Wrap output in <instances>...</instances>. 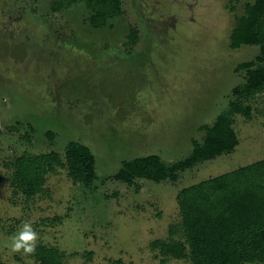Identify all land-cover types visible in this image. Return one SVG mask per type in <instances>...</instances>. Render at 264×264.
<instances>
[{"label":"rangeland","instance_id":"rangeland-1","mask_svg":"<svg viewBox=\"0 0 264 264\" xmlns=\"http://www.w3.org/2000/svg\"><path fill=\"white\" fill-rule=\"evenodd\" d=\"M54 1L0 0V264H37L10 250L23 222L66 264L188 263L163 262L151 244L186 241L183 189L264 160V92L247 101L250 119L234 116L233 153L177 181L132 186L115 176L137 158L183 161L204 141L203 127L246 80L239 66L261 54L230 47L254 0H121L123 13L104 27L85 5L59 11ZM71 141L92 151L94 181L70 177ZM57 157L65 167L47 173ZM17 163L34 183L47 177L39 195L28 199L16 183Z\"/></svg>","mask_w":264,"mask_h":264},{"label":"trees","instance_id":"trees-1","mask_svg":"<svg viewBox=\"0 0 264 264\" xmlns=\"http://www.w3.org/2000/svg\"><path fill=\"white\" fill-rule=\"evenodd\" d=\"M75 4L92 11L91 22L96 27L106 26L123 13L121 0H55L52 7L61 11ZM243 45L259 46L261 54L255 61L239 66L247 71L245 82L234 88L235 99L214 124L203 127L204 141H194L189 157L175 163H166L159 156L137 158L125 162L116 180L132 186L141 179L157 183L177 181L184 170L236 150L240 140L233 127L234 116L242 114L250 119L252 108L247 101L264 92V0L248 2L245 15L233 30L231 49ZM42 156L45 155H39ZM65 158L74 182H92L97 177L96 160L87 146L69 142ZM48 166L47 173L65 164L57 157L56 164L50 162ZM19 167L15 168V181L23 193L28 199L39 195L47 177L34 183L29 180L28 171ZM177 201L186 241H154L151 247L159 251L163 262L169 257H188L185 264H264V160L185 188ZM33 256L37 264H66L60 250L44 244H37Z\"/></svg>","mask_w":264,"mask_h":264},{"label":"clouds","instance_id":"clouds-1","mask_svg":"<svg viewBox=\"0 0 264 264\" xmlns=\"http://www.w3.org/2000/svg\"><path fill=\"white\" fill-rule=\"evenodd\" d=\"M10 239L12 252L32 256L35 255L40 237L31 222H23L22 227Z\"/></svg>","mask_w":264,"mask_h":264}]
</instances>
